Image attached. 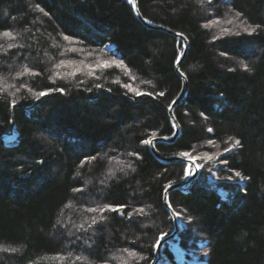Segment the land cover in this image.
<instances>
[{"label":"trees","instance_id":"trees-1","mask_svg":"<svg viewBox=\"0 0 264 264\" xmlns=\"http://www.w3.org/2000/svg\"><path fill=\"white\" fill-rule=\"evenodd\" d=\"M137 2L188 42L180 133L156 150L218 153L170 193L185 256L170 241L160 264L193 247L200 264H264V0ZM180 52L127 0H0V264H151L185 166L144 141L173 132Z\"/></svg>","mask_w":264,"mask_h":264},{"label":"water","instance_id":"water-1","mask_svg":"<svg viewBox=\"0 0 264 264\" xmlns=\"http://www.w3.org/2000/svg\"><path fill=\"white\" fill-rule=\"evenodd\" d=\"M127 2L130 4L131 8L133 9V12L135 14L136 19L141 24H143L147 28L159 30V31L166 32V33L172 35L173 37L177 38L181 42V45H182L181 52L179 53V55H178V57L174 63V71L181 81V88H180V91H179L178 95L176 96V98L166 108L167 118H168V121L172 127L173 132L170 136H167V137L149 138L148 141H151V144H147L151 154L158 161L163 162V163H182V164L186 165L187 170L189 167L192 168L191 175L185 174V176L180 181L168 185L163 191L162 204H163V207L166 209V211L169 213V215L171 217V220L173 223V230L168 235H165L164 237L159 239V241L156 244V247L154 250V255H153L154 258H153V261L151 264H159L161 261V252H162L164 246L167 243H169L170 241L176 240L178 237V234L181 230L180 229V222L177 219V215L175 214V212L172 210V208L170 206L169 195L173 190H177V189L186 190L187 188H189L191 186V183L193 182V180L196 178V176L198 174V165L194 160L188 159L185 157H180V156L165 157V156L161 155L155 148V145L158 143L170 144V143L174 142L180 133V126H179V123L177 122V120L175 119L174 110L181 103V101L185 98L186 93H187V89H188L187 80L180 71L182 61H183V59L186 55V51L188 49V42L183 35L176 33V32H172L166 28H163L159 25H155V24L147 21L146 19H144L141 16V14L139 13L137 0H131V2H129V0H127ZM100 93H101V91H99L97 94H100ZM12 133H13L12 122H10V129L6 133V135L10 136V135H12ZM0 136H1V133H0Z\"/></svg>","mask_w":264,"mask_h":264},{"label":"rangeland","instance_id":"rangeland-1","mask_svg":"<svg viewBox=\"0 0 264 264\" xmlns=\"http://www.w3.org/2000/svg\"><path fill=\"white\" fill-rule=\"evenodd\" d=\"M175 38V37H174ZM177 39V38H176ZM178 40V39H177ZM181 49H182V45H181ZM112 63H114V62H112ZM118 62H116L115 61V63L114 64H117ZM180 70H181V68H180ZM139 95V97L140 96H144V95H147L146 93H144V92H141V93H139L138 94ZM152 138V137H151ZM217 156H218V153H208V152H204V153H198V154H194V155H191V156H180V157H185V158H188V159H192V160H194L195 162L196 161H204V162H211V161H214V160H216V158H217ZM213 167H212V169L214 168V166H216V163H215V165L214 164H211ZM184 166H185V172H186V169H187V167H186V165L184 164ZM211 169V170H212ZM188 170H190V172L192 171V168L191 167H189L188 168ZM185 172H184V176H185ZM198 172H199V167H198ZM198 175V174H197ZM210 175H211V180L213 179L214 181L215 180H220V179H218V176H216V173L214 172V171H211V173H210ZM183 176V177H184ZM192 184V183H191ZM177 219H178V221L180 222V229H182V228H184L185 227V223H184V220L181 218V217H178L177 216ZM172 230H173V223H172ZM172 232V231H171ZM170 232V233H171ZM168 235V234H167ZM164 237V236H163ZM199 237V236H198ZM197 237V238H198ZM162 238V237H161ZM160 238V239H161ZM200 239V238H199ZM177 240H178V237H177ZM177 240H174V241H176V243H174L172 246H171V251H172V253L174 254V256H175V258H176V260L178 261V259H179V261H181L182 259L181 258H184V257H182L183 256V254H184V252H183V250L180 248V246H179V244H177ZM159 241V240H158ZM202 241V240H201ZM201 241H199V242H197L198 243V246L199 247H202V242ZM192 251H189L190 253H191V256L190 257H188V262L189 263H191V264H200V263H202V261L200 260V258L202 257L201 256V254L202 253H204L203 252V250H200L199 248L197 249L196 247H193V249H191ZM184 256H185V254H184ZM153 258H154V256H153ZM152 263V262H151ZM160 264V263H159Z\"/></svg>","mask_w":264,"mask_h":264},{"label":"snow or ice","instance_id":"snow-or-ice-1","mask_svg":"<svg viewBox=\"0 0 264 264\" xmlns=\"http://www.w3.org/2000/svg\"><path fill=\"white\" fill-rule=\"evenodd\" d=\"M129 2H131V0H129ZM5 35H8V34L5 33ZM114 63H115V62H114ZM61 91H62V89H61ZM45 94H46L45 92H40V93H39L40 96H43V95H45ZM137 94H139V93H137ZM144 143H145V144H151V141L146 140V141H144ZM236 143L239 144V140H237ZM181 155H182V156H188L189 154H188V153H181ZM185 174H186V175H191L190 170H187V169H186ZM236 175H237V176H240V173L237 172ZM107 207H109V206H105V208H107ZM103 210H104V209H102V211H103ZM112 210H113V211H116V209H112ZM92 211H95V210L93 209Z\"/></svg>","mask_w":264,"mask_h":264}]
</instances>
